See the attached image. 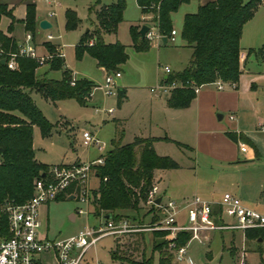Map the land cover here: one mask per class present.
<instances>
[{
  "label": "trees",
  "instance_id": "obj_1",
  "mask_svg": "<svg viewBox=\"0 0 264 264\" xmlns=\"http://www.w3.org/2000/svg\"><path fill=\"white\" fill-rule=\"evenodd\" d=\"M142 15L150 14L160 35L168 37L171 28V14L178 6L189 0H135ZM259 0H211L197 5L194 12L184 13L181 19L179 37L184 45L191 49L187 64L179 71L170 72L162 80L165 83L177 81L180 86L172 88L166 98L168 107L182 108L189 105L195 92L191 85H203L221 81L236 83L240 68L238 55L239 37L242 25L252 16ZM125 0H115L95 10L96 28L92 34L85 33L74 46V56L80 58L87 53L99 67L113 73L120 70L127 58L125 47L119 42L105 43L102 34L114 32L122 19ZM24 16L19 20L23 29L33 33L35 28L34 4L24 6ZM10 18L6 30H11L15 21L5 4H0V16ZM76 24L71 11L65 12V26ZM132 47L144 51L149 42L140 38L135 26H130ZM90 41V43H89ZM51 57L46 61L48 70H61L59 79H51L35 74L38 67L34 59L17 56V67L8 69L0 64V207L7 202L22 203L32 193L34 179L46 174L49 165L39 163L34 158L32 147V125H36L41 135H47L50 124L32 103L28 92L38 91L43 97L56 101L74 98L83 103L94 84L79 78L70 84L69 71L63 68V58L55 54L54 46L45 44ZM0 48L15 52L14 40L0 31ZM1 59V57H0ZM116 104L125 99V89L116 88ZM116 123H118L116 121ZM231 141L237 142L242 136L233 132H224ZM122 132L116 131L110 140V148L103 156L102 164L94 166L98 179L97 187L91 190V214L118 220L127 217L141 223L150 214L149 222L157 219L153 207L138 216L147 190L152 185L154 169H174L178 164L166 155H157L152 147L154 137H134L128 143H121ZM185 147L183 144L172 141ZM75 162V161H74ZM70 190V189H69ZM66 199L64 197L56 200ZM126 211V212H125ZM150 249L145 253L144 232L126 235L115 239L109 251L112 260L124 264H153V253L157 255V264H171V255L166 251L164 231L150 232ZM6 216L0 211V238H7ZM244 242L264 241V227L245 229ZM189 234L179 232L176 243L187 241ZM258 252L262 250L256 248Z\"/></svg>",
  "mask_w": 264,
  "mask_h": 264
},
{
  "label": "rangeland",
  "instance_id": "obj_2",
  "mask_svg": "<svg viewBox=\"0 0 264 264\" xmlns=\"http://www.w3.org/2000/svg\"><path fill=\"white\" fill-rule=\"evenodd\" d=\"M0 1V3H3L2 1L19 3L18 0ZM34 1L38 11L44 12L46 7L41 0ZM114 1L55 0L59 6L55 10L56 27L52 31L54 35L61 34L59 41L63 44L65 63L74 74H71L70 77L74 78V81L77 80L75 77L85 78L91 81L94 86L83 103H79L74 98L51 101L36 90L28 92L32 103L50 124V130L45 136L40 134L36 125H32L31 128L34 158L39 163L56 165L71 163L76 158L81 162L94 159L93 157L97 153L96 148L91 146L87 149L80 143V132L83 129L94 132L97 139L103 142L102 153L110 148V140L114 138L118 130L122 132L121 143L132 141V136L135 133L147 132L150 122H152L150 121L148 87L155 86L156 79L164 74V66L168 67L170 71H176L181 67L180 63L184 61L186 49L181 47L183 41L179 37L181 19L184 13L194 12L202 0H189L182 3L171 14V28L175 30L174 41L157 45V41L153 39L144 51H136L132 47L130 26H135L137 31L140 27L137 24H146L152 29L155 24L148 16L140 15L135 0H125L122 19L117 24L115 31L102 34L105 43L117 41L124 45L127 54L126 60L120 66L118 77L107 73L112 76L114 87L112 92L106 93L101 88L105 76L103 72L95 67L89 55L83 53L80 58H76L73 46L85 33L90 35L96 28L95 10L99 6H106ZM22 9L23 6L19 5L15 14L21 15ZM66 11H71L76 19V24L71 28L65 26ZM12 18L16 20L13 16ZM249 19L244 23L241 29V38L239 37L240 45L245 47L244 51L252 49L253 46L249 43L254 42L257 38L264 42V8L257 7ZM8 20V17L1 15L0 30H5ZM49 54L50 52L47 51L45 55ZM43 64L35 69L36 74L39 75L47 70V66ZM59 76V70L47 72L49 78L57 79ZM122 86L126 87V99L117 105L115 91L116 88ZM258 90L260 91L257 105L260 111L258 116L263 123V128L256 127L253 122L246 126L250 129L253 137L252 139L248 136L257 150L256 157L249 160L238 154L237 160L232 163L216 159L209 160L206 156L196 155V152L174 143H170V149L165 151L172 153L173 157L182 165H188L190 162L197 166L199 178L205 182L210 183L214 178L213 188L216 194L221 195L224 191L232 193L236 189L238 195L246 197L252 202L261 197L263 199L261 202L264 203V84L259 86ZM108 110L110 112H107ZM240 142L245 144L246 150H248V144L245 141ZM189 146L193 147V144L190 143ZM190 174L192 175V172ZM96 186V180L90 178L88 189H94ZM78 209H81L82 212L77 213ZM87 209L88 213L86 214L81 203L68 198L51 201L47 206L41 205L38 209L41 222L40 232H45L46 237L50 240L71 236L82 230L84 226L96 223L99 219L91 214L92 207L90 205L87 206ZM146 210L147 207L142 205L138 216ZM71 214H74L73 220L70 218ZM146 218H143L144 221H147ZM223 219L230 221L225 216ZM144 233V249L145 253H148L152 234ZM125 238L126 235L116 239L123 241ZM112 247L113 238L111 236L101 237L87 249L78 264H116L108 254ZM256 248H260L262 251L258 252ZM241 256H243L244 264H264V241L253 240L246 243L240 229H223L205 233L202 241L190 239L186 242L185 257L188 264H237ZM40 258L42 264H57L51 251L41 253ZM153 264H156L155 256H153ZM171 264L176 263L172 262ZM177 264L186 263L181 261Z\"/></svg>",
  "mask_w": 264,
  "mask_h": 264
},
{
  "label": "built area",
  "instance_id": "obj_3",
  "mask_svg": "<svg viewBox=\"0 0 264 264\" xmlns=\"http://www.w3.org/2000/svg\"><path fill=\"white\" fill-rule=\"evenodd\" d=\"M50 7L48 16L55 15V7L57 3L54 0H43ZM258 7L264 8V0H259ZM175 30L171 29L166 40L172 42L174 40ZM51 34L46 35V39H52ZM143 37L148 41L155 39L160 42L162 35L154 29L147 26ZM30 34H25L24 42L17 46L15 52L4 51L0 48V57L4 60V64L8 69L17 67L16 57L24 56L35 60L37 65L45 63L50 57L49 55H38L34 48L28 43ZM90 43V41H89ZM264 55V48H262ZM55 54L62 57L61 51L58 49ZM163 71L168 74L170 69L166 66ZM113 77L119 76V71L112 73ZM74 78H70V84H73ZM217 89H221L224 84L230 87L234 83H226L221 81L213 82ZM180 86L177 81L165 83L160 79L155 86L150 87V91H159L161 93L169 92L172 88ZM196 93L197 85H191ZM114 87V82L111 75L104 76L101 88L110 93ZM107 112H110L108 110ZM232 118L231 115L228 116ZM260 128H263L262 126ZM80 143L83 147H94L101 152L94 159L83 162L75 161L68 164L59 163L49 165L46 174L43 177L33 180L32 193L22 203L7 202L0 207V211L6 216L7 223V238H0V264H40L39 256L43 252L51 251L57 264H78L83 254L95 242L104 236H111L113 239L120 238L124 235L151 232L154 230L164 231L163 239L166 240L165 249L171 255L173 263H178L186 260V242L190 239L202 241L205 233L212 230L223 229H252L264 227V214L239 204L236 199L228 193L222 194L219 202L220 211L217 217L219 221L214 220L212 205L206 200H202L197 196H191L188 199L176 201L173 199H161L155 203L157 198V189L155 185L147 190L145 199L142 203L147 208L153 207L157 219L153 222L142 221L141 223L127 217H121L118 220L112 218L97 217V222L93 225H86L82 230L66 238L58 240H50L46 237L45 232H40L41 222L38 216V209L41 205L54 201L57 198L72 197L76 202L81 203L84 207V212L87 214V206H91V190L88 189L90 178L96 177L94 174V166L102 164L104 144L97 139L94 132L83 129L80 132ZM238 150L246 151L245 144L238 141ZM70 189V190H69ZM92 207V206H91ZM82 210L78 209L77 213ZM183 213V221H179V215ZM222 216L227 217L230 221H225ZM186 232L189 234L187 241L181 245L176 243L177 234ZM100 264V263H96ZM237 264H244L243 256Z\"/></svg>",
  "mask_w": 264,
  "mask_h": 264
},
{
  "label": "crops",
  "instance_id": "obj_4",
  "mask_svg": "<svg viewBox=\"0 0 264 264\" xmlns=\"http://www.w3.org/2000/svg\"><path fill=\"white\" fill-rule=\"evenodd\" d=\"M206 1L211 0H202L199 4H203ZM2 2L3 3L0 4H5L6 7L10 9L12 16L16 20L12 23L11 30L7 31L6 27L10 22V18L8 17L9 20L5 26V30L0 31L11 37L14 40L16 46L23 43L27 31L23 29V24L19 20H21L24 16L25 4L32 2L34 4L35 10V28L33 33L28 32L30 34V40L28 43L34 48L38 55H45L47 53L45 44L53 45L55 52L59 49L62 53L63 68L68 70L70 75H74L65 63L63 44H61L59 41V39H61V34L57 33L54 35V32L52 31L56 27L54 22L56 11L54 16H48L47 12L50 7L48 4H45L43 0H41V2L46 7L44 12L38 11L34 0H18V4L9 1ZM19 5L23 6L22 13L21 15H16L15 12ZM58 6L59 4L57 3L55 10ZM140 15L143 16L141 13ZM145 16H148L151 20L150 14H145ZM42 19L46 20L50 24L49 28L41 29L38 26L39 20ZM137 25L141 26L142 24ZM47 34H51L53 36L52 39H46ZM167 42L170 41L166 40L164 44ZM157 43V45H159L162 42L157 41ZM76 44L77 43H75V45ZM249 44H252L253 48H249L247 51H244L243 48L245 47L240 45L239 39L240 51L238 55V62L240 73L233 87L224 84L221 89H217L214 83L200 85L189 105L182 108L168 107L166 105V98L169 92L161 93L159 91H150L151 86L148 87L149 108L151 109L150 121L152 122H150L147 132L139 134L135 133L132 136V138L136 136L156 138L152 142L154 152L157 155H166L172 158L178 164V167L174 169L153 170L152 184L156 186V194L158 195L157 197L161 199L169 198L176 201H181L183 199H188L191 196H197L200 199L211 203L214 220L216 222L220 220L217 215L220 211L219 202L221 201L222 194L228 192L224 191L221 195L216 194L213 188L214 178L210 183L205 182L202 178H199L197 166L192 165L190 162H188V165H182L177 159H175V157H173L172 153H168L165 150L170 149L169 144L173 143L172 141H177L183 144L185 148L196 152V155L201 154L208 157L209 160L216 159L219 161L232 163L237 160L238 154L242 158H248L249 160L256 157L257 150L255 149L252 140L249 139L248 136L252 139L253 137L251 136L250 129L246 126L251 122H253L256 127L263 126V123L258 116L260 111L258 110L257 105L259 103L258 97L260 92L258 87L264 84V55L262 53L264 42L257 38L254 40V42ZM181 47L186 49V52H184L185 63L184 61L183 63H180L181 67H179V69L176 71L181 70L187 64L191 54V49L185 46L184 42L181 44ZM91 59L93 60L95 67L103 72V75L109 73L103 67L97 66L95 60L92 57ZM43 65L47 66L46 62ZM48 71L50 70L47 69L46 71L39 73V75L36 73L35 74L37 76H41L44 73V76L47 77ZM59 71L61 75V70ZM166 75L167 74L164 72L161 77L156 79L157 82L160 79L165 78ZM75 78L79 79L77 77ZM122 88L125 89L126 99V87L122 86ZM229 115L232 116L231 119L228 118ZM117 121L120 122L119 119H117ZM226 131L242 136V139H238V141H245L248 144V150L245 152H240L237 148L238 141L235 143L226 137L224 134ZM253 141L256 144V140L254 139ZM190 143L193 144V147L189 146ZM96 152L97 153L93 158L99 156L101 153L97 150ZM74 161L81 162L78 158H76ZM190 172H192V175ZM92 178L98 183L97 177ZM230 185H232L231 182ZM236 192L237 190L235 189L232 191V193L228 194L233 196L239 204L264 214V203L261 202L263 200L261 197L255 200V202H252L246 197L238 195ZM48 203L43 204L42 206H47ZM70 218L73 220L74 214H71ZM144 218L149 220L150 214L146 215ZM178 220L183 221V213L179 215ZM241 232L243 237V231L241 230ZM114 240L115 239H113V242ZM111 249H109V251ZM152 255L155 256L157 264L156 253L154 252ZM39 261L40 264H42L40 256ZM114 261L116 264H124L119 263L116 260Z\"/></svg>",
  "mask_w": 264,
  "mask_h": 264
},
{
  "label": "water",
  "instance_id": "obj_5",
  "mask_svg": "<svg viewBox=\"0 0 264 264\" xmlns=\"http://www.w3.org/2000/svg\"><path fill=\"white\" fill-rule=\"evenodd\" d=\"M38 26H39L41 29H47V28L50 27V24H49L46 20L42 19V20H39V22H38ZM146 30H147V26L144 25V24H142V25L139 27V29H138L137 32H138L140 38L143 37L144 32H145ZM165 41H166V37L162 36V37H161V42L164 44ZM3 63H4V60L1 58V59H0V64H3ZM40 176L43 177V173H42ZM68 199H72V197L69 196ZM158 201H159V198L157 197V198L155 199L154 202H155V203H158ZM108 217H109V214L105 215V218H108Z\"/></svg>",
  "mask_w": 264,
  "mask_h": 264
}]
</instances>
